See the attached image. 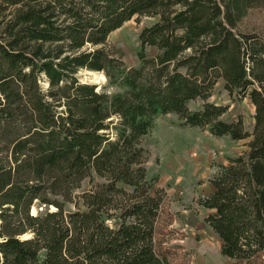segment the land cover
<instances>
[{"label":"trees","instance_id":"obj_1","mask_svg":"<svg viewBox=\"0 0 264 264\" xmlns=\"http://www.w3.org/2000/svg\"><path fill=\"white\" fill-rule=\"evenodd\" d=\"M264 0H0V264H170L157 239L164 191L143 138L160 116L248 140L199 204L239 263L264 255ZM128 67L109 35L134 17ZM157 54L149 57L147 48ZM103 73L110 92L81 81ZM222 80L254 107L249 130L208 102ZM205 101L198 110L189 102ZM38 209L33 213L32 209Z\"/></svg>","mask_w":264,"mask_h":264},{"label":"rangeland","instance_id":"obj_2","mask_svg":"<svg viewBox=\"0 0 264 264\" xmlns=\"http://www.w3.org/2000/svg\"><path fill=\"white\" fill-rule=\"evenodd\" d=\"M154 21L153 17H134L109 35V48L121 56L126 66L139 65V35ZM242 27L264 33V7L251 10ZM147 54L154 57L157 49L148 47ZM79 77L83 82L98 85V89L116 90L109 86L103 73L83 70ZM207 101L228 106L225 120L241 117L245 127L252 128L253 105L248 99L231 97L222 80L215 85ZM204 103L197 99L189 102V108L198 110ZM247 141L214 136L205 128L182 126L175 114L157 118L143 138L148 152V175L156 178L157 188L164 191L157 239L170 264H264V255L243 263L223 255L221 240L206 222L210 211L199 204L200 198L211 191L209 179L220 165H228L230 158L242 155L247 150ZM38 209L42 208L34 207L32 212L36 214Z\"/></svg>","mask_w":264,"mask_h":264}]
</instances>
